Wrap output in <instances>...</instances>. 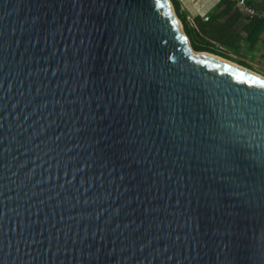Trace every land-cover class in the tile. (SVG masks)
Instances as JSON below:
<instances>
[{
    "label": "water",
    "instance_id": "95a60500",
    "mask_svg": "<svg viewBox=\"0 0 264 264\" xmlns=\"http://www.w3.org/2000/svg\"><path fill=\"white\" fill-rule=\"evenodd\" d=\"M168 1L0 0V264H264V77Z\"/></svg>",
    "mask_w": 264,
    "mask_h": 264
},
{
    "label": "crops",
    "instance_id": "0c3cea01",
    "mask_svg": "<svg viewBox=\"0 0 264 264\" xmlns=\"http://www.w3.org/2000/svg\"><path fill=\"white\" fill-rule=\"evenodd\" d=\"M254 2L258 6H254L255 8H264V0ZM179 4L181 13L189 20L197 46L205 47L209 53L264 77L256 71L264 67L263 21L250 20L242 16L230 0L217 2L205 14L209 17L208 21H204V16L201 15L192 17L180 2Z\"/></svg>",
    "mask_w": 264,
    "mask_h": 264
},
{
    "label": "built area",
    "instance_id": "2783aa9c",
    "mask_svg": "<svg viewBox=\"0 0 264 264\" xmlns=\"http://www.w3.org/2000/svg\"><path fill=\"white\" fill-rule=\"evenodd\" d=\"M230 1L233 3L237 12L242 16L250 20H259L264 22V8L257 9L251 4H249L247 0H230ZM203 20L208 21L209 17L204 15Z\"/></svg>",
    "mask_w": 264,
    "mask_h": 264
},
{
    "label": "trees",
    "instance_id": "16d2710c",
    "mask_svg": "<svg viewBox=\"0 0 264 264\" xmlns=\"http://www.w3.org/2000/svg\"><path fill=\"white\" fill-rule=\"evenodd\" d=\"M170 1L174 7L176 15L178 16L179 20L181 21V23L183 25V29H184L185 34L193 42V43L191 42L192 48L197 52H210L205 47L196 45V42L193 38L194 32L190 27L189 20L186 18L185 15H183L181 13V8H180V4H179L178 0H170ZM226 1H229V0H222V2H226ZM249 2L252 3L254 6L258 7L256 5V3L254 2V0H249Z\"/></svg>",
    "mask_w": 264,
    "mask_h": 264
},
{
    "label": "rangeland",
    "instance_id": "374dc122",
    "mask_svg": "<svg viewBox=\"0 0 264 264\" xmlns=\"http://www.w3.org/2000/svg\"><path fill=\"white\" fill-rule=\"evenodd\" d=\"M256 71L261 73L264 76V67L263 68H258Z\"/></svg>",
    "mask_w": 264,
    "mask_h": 264
},
{
    "label": "snow or ice",
    "instance_id": "6c2138e0",
    "mask_svg": "<svg viewBox=\"0 0 264 264\" xmlns=\"http://www.w3.org/2000/svg\"><path fill=\"white\" fill-rule=\"evenodd\" d=\"M157 3H159V0H157ZM241 75H243V74H241ZM249 79H253V78L250 77Z\"/></svg>",
    "mask_w": 264,
    "mask_h": 264
},
{
    "label": "bare ground",
    "instance_id": "6f19581e",
    "mask_svg": "<svg viewBox=\"0 0 264 264\" xmlns=\"http://www.w3.org/2000/svg\"><path fill=\"white\" fill-rule=\"evenodd\" d=\"M168 2H169V4H171L170 0Z\"/></svg>",
    "mask_w": 264,
    "mask_h": 264
}]
</instances>
